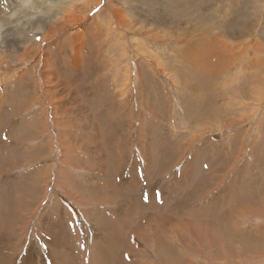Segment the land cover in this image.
Wrapping results in <instances>:
<instances>
[{"label": "rangeland", "instance_id": "374dc122", "mask_svg": "<svg viewBox=\"0 0 264 264\" xmlns=\"http://www.w3.org/2000/svg\"><path fill=\"white\" fill-rule=\"evenodd\" d=\"M73 1L84 6L81 20L53 18L62 28L48 39L31 34L33 42L0 48L4 70L18 67L0 69V264H264V62L255 63L264 55V0H192V15L173 0L170 14L192 17V49L184 37L145 27L157 0ZM110 2H124L126 30ZM52 4L0 0V41L18 34L5 25L10 17L40 21ZM248 20L254 31L236 36ZM47 59L48 76L75 100L47 93ZM146 86L151 98L137 99ZM61 105L72 115H55ZM161 218L176 223L153 233Z\"/></svg>", "mask_w": 264, "mask_h": 264}, {"label": "bare ground", "instance_id": "6f19581e", "mask_svg": "<svg viewBox=\"0 0 264 264\" xmlns=\"http://www.w3.org/2000/svg\"><path fill=\"white\" fill-rule=\"evenodd\" d=\"M90 1V0H89ZM137 1H140V0H137ZM186 1H187V3H186ZM74 1L73 0H52V7H50L49 9H47L46 11L44 10V13H43V15L41 16V17H39L38 19H40V21H34V18L33 19H30L29 21H27V20H25V21H23L22 22V20L23 19H21V17L22 16H17L16 18L14 17L13 18V20H12V18L10 17L9 19H8V21H6V24L5 25H15L16 24V28H17V30H19L18 31V34L16 35V36H14L13 38H11L10 40L9 39H7L6 41H0V48H2V46L3 45H5L6 47V49H13V48H16V47H18V46H20V43L21 42H24V44H26V43H30V42H33L32 40H31V38H30V35L32 34V35H35V36H38V35H40V36H42V40H46V39H48V36H47V32L49 31L50 33H55L56 31L58 32V30L60 29V28H62V27H58V25H54V24H51V23H48V20H53V18L54 19H56L59 23H61V25L64 23V24H68V23H73V22H77L78 20H81V14L82 13H84V11H83V8H84V6H82L81 4L80 5H75L74 3H73ZM82 2V0H79L78 1V3H81ZM101 2H102V0H101ZM101 2H100V4H101ZM118 2V1H117ZM183 2H184V5H185V7H187L188 9L187 10H185V11H187V12H190V15H192V6H191V3H192V0H183ZM124 2H122V4H118V7H121V9H123V10H121L120 8H117V6H114L111 2H110V4H111V7L115 10L114 11V15L115 16H117L118 17V19H120V17H121V19H120V21L118 22V27H120L119 29H124V30H126V28L128 27V25L130 24L129 23V21H127V20H125V19H123V18H127V16H128V11H126L125 10V8L123 7V4ZM140 3V2H139ZM156 8L155 9H153V10H149V9H147L146 10V14H147V16H145L143 19H145V21H143L145 24H146V26L145 27H148V26H152V27H155V29L156 30H159V31H162L161 33H165L166 31V33H169V35L170 34H173V35H177V36H179V37H184L186 40H188L189 42H190V44H191V49H192V35L195 33V31H193L192 30V17H187V16H181V17H176V16H173V15H177V9H176V2H174L173 0H163V2H162V8H160V11H161V13L159 12V7H160V0H157L156 1ZM99 3H98V5H100ZM110 4H108V6H110ZM160 4V5H159ZM180 4H182V2H180ZM97 5V4H96ZM185 7H183V8H185ZM54 8H59V9H57L58 11H56V12H54L53 11V9ZM168 8H170V10H168V12H167V9ZM111 9V8H110ZM144 9V8H143ZM143 9H141V10H143ZM181 9V8H180ZM1 10V9H0ZM65 10H67V13L66 14H68V12H70L71 14V16H69V17H72L71 19H69L68 17V19H66V16L64 17V13H65ZM166 12H165V11ZM183 10V9H182ZM263 9H261V11H262ZM3 11V10H2ZM144 11H145V9H144ZM4 12V11H3ZM172 13V14H170V13ZM263 12V11H262ZM5 13L6 12H4L1 16H3V15H5ZM69 15V14H68ZM104 15V14H103ZM120 15V16H119ZM190 15H188V16H190ZM12 16H15L14 14L12 15ZM148 18H150L149 20H148ZM15 19V20H14ZM6 20H7V18H6ZM3 22H5V20H3ZM2 22V23H3ZM249 22V23H248ZM248 22H244L243 23V26L241 27V29H237L236 31H235V35L236 36H240V35H244L246 32H249L250 30L251 31H254V28L255 27H253V26H255V24H252L249 20H248ZM50 24H51V26H50ZM103 24V22L101 23V25ZM54 25V26H53ZM69 25V24H68ZM104 25V24H103ZM75 26H77V25H75ZM71 26H69V28H70ZM101 27V26H100ZM103 27V26H102ZM19 28V29H18ZM21 28V29H20ZM47 28H48V30H47ZM130 28L131 27H129L128 28V30H130ZM46 29V30H45ZM195 29H197L196 27H195ZM17 30H16V32H17ZM83 30V29H82ZM98 30V29H97ZM105 30V29H104ZM64 31H66V30H64ZM100 31H102V30H100ZM165 31V32H164ZM148 33H150V32H148ZM148 33H145L146 35H148ZM58 34V33H57ZM160 34V33H159ZM225 35V34H224ZM35 36H34V38H35ZM148 36H151V35H148ZM153 36V35H152ZM241 37V36H240ZM33 38V39H34ZM169 38H171V37H169ZM238 38V37H237ZM163 39V38H162ZM214 41H215V39H214ZM213 41V42H214ZM216 41H218V40H216ZM4 42L6 43V44H4ZM45 43V42H44ZM217 44V45H216ZM188 45V44H187ZM208 45H210V44H208ZM216 45V46H215ZM33 46H35V44H33ZM211 46V45H210ZM61 47V46H60ZM77 47H79V46H77ZM212 47V46H211ZM218 48L219 47V45H218V42H214V44H213V48ZM19 49V48H18ZM20 50V49H19ZM63 50V49H62ZM189 50V49H188ZM78 51V50H77ZM213 51H216L215 49L213 50ZM31 52V51H30ZM47 52V51H46ZM79 52V51H78ZM2 53V55H0V69H2V70H4L8 65H4L3 64V60L6 58V55L3 53V52H1ZM53 53V52H52ZM55 53V52H54ZM186 53V52H185ZM76 54L78 55V53L76 52ZM28 55V50H26L25 49V51L23 52V56H27ZM75 55V54H74ZM212 55V54H211ZM105 56V55H104ZM182 56V55H181ZM260 57V56H259ZM105 58V57H104ZM22 59V58H21ZM73 59V58H72ZM101 59V58H100ZM152 59V58H151ZM184 59V58H183ZM187 59V58H186ZM52 61V60H51ZM57 61V60H56ZM62 61H63V59H62ZM74 61V60H73ZM58 62V61H57ZM64 62V61H63ZM66 62V61H65ZM75 62V61H74ZM74 62H72V64H74ZM259 62H264V55L261 57V58H258V60H255V63L256 64H258ZM26 62L25 61H22L21 62V64L22 65H24ZM44 63V62H43ZM61 63V62H60ZM50 64V61H49V59H47L46 60V62H45V69H43L44 71H43V76H44V78L45 79H43V80H45V83H48L46 86H47V93L49 94V95H52V94H57V93H61L62 94V99H60V101L61 100H66V99H68V97L69 98H71V99H76L75 98V95L71 92H69L66 88H65V86L64 87H59L58 86V84H57V82H54V80H52L51 79V76L49 77L48 75H49V73L52 71H49V68H48V66H50L49 65ZM97 64H99V63H97ZM158 64V63H157ZM262 64V63H261ZM21 65V66H22ZM82 65V64H81ZM100 65V64H99ZM259 65V64H258ZM100 66H102V65H100ZM99 66V67H100ZM98 67V66H97ZM103 67V66H102ZM16 68H18V67H13V66H11V67H8V69H6V70H4V72L5 71H11V70H13V69H16ZM76 68H78V67H76ZM86 68V67H85ZM191 68V67H190ZM57 69V68H56ZM87 69V68H86ZM102 69V68H101ZM65 70V69H64ZM74 70V69H73ZM77 70H79V69H77ZM40 71V70H39ZM81 71V70H80ZM88 71V70H87ZM190 71V70H189ZM75 72V71H74ZM33 73V72H32ZM54 73H55V71H54ZM190 73H192V71L190 72ZM51 74H52V72H51ZM72 74V73H71ZM74 74V73H73ZM98 74V73H97ZM142 74V73H141ZM54 75H56V73L54 74ZM58 75H59V73H58ZM75 75V74H74ZM80 75V74H79ZM91 75V74H90ZM89 75V76H90ZM37 76V75H36ZM70 76V75H69ZM92 76V75H91ZM104 76V75H103ZM102 76V77H103ZM42 77V76H41ZM100 77V76H99ZM137 77V76H136ZM140 77V76H139ZM54 78V77H53ZM58 78V77H57ZM82 78V77H81ZM92 78L94 79V80H96V78H95V76L93 77L92 76ZM91 77H90V79H89V77L88 78H86V83H89L88 85L90 86V83H93V81L91 80L92 79ZM101 78V77H100ZM105 78V77H104ZM177 78L178 77H176L175 78V80L177 81ZM141 79V78H140ZM81 80V79H80ZM98 80V79H97ZM116 80V79H115ZM139 80V79H138ZM173 80V79H172ZM7 81V80H6ZM112 82V81H111ZM8 83V82H7ZM106 83H107V81H106ZM108 83H110V82H108ZM107 83V84H108ZM11 85V84H10ZM69 85V84H68ZM92 85V84H91ZM136 85V84H135ZM21 86V85H20ZM20 86H17V87H20ZM81 86V85H80ZM79 86V87H80ZM16 87V86H15ZM69 87V86H68ZM77 86H75V88H76ZM95 86H93V88H94ZM115 87V86H114ZM136 87H137V85H136ZM186 87V86H185ZM187 87L188 88H192V80H191V82H188L187 83ZM71 88V87H70ZM90 88H92V87H90ZM98 88V87H97ZM112 88V87H111ZM183 88V87H182ZM58 89H60V90H58ZM95 89V88H94ZM99 89V88H98ZM261 89H262V91H264V83L262 84V87H261ZM16 90V89H15ZM73 90V89H72ZM71 90V91H72ZM195 90V89H194ZM17 91V90H16ZM88 91V86L86 85V87H84V89H83V93H85V92H87ZM93 91V90H92ZM149 88L146 86V87H142V88H139V92L137 93V95H136V98L137 97H139V98H137V99H140V100H144V99H150L151 97H150V93H149ZM21 92V91H20ZM97 92V91H96ZM99 92V91H98ZM195 92V91H194ZM110 93V92H109ZM114 93V92H113ZM36 94V93H35ZM38 94V93H37ZM105 94H106V92H105ZM107 94H108V92H107ZM254 94V93H253ZM102 95V94H101ZM56 96V95H55ZM61 96V95H60ZM259 96V95H258ZM113 97V96H112ZM116 97H119V96H116ZM123 97V96H122ZM102 98V97H101ZM114 98V97H113ZM109 99V98H108ZM122 99V98H121ZM95 100V99H94ZM112 100V99H111ZM124 100V99H123ZM96 101H98V100H96ZM101 101V100H100ZM115 101H116V99H115ZM119 101V100H118ZM122 103H124V102H122ZM148 103V102H147ZM99 104V103H98ZM112 104V103H111ZM54 106V105H53ZM104 106V105H103ZM103 106L101 107V108H103ZM106 106H108V105H106ZM109 107V106H108ZM52 108V107H51ZM58 108V107H57ZM57 108L55 109L56 111H55V115H58V113H57V111L59 112L60 111V114L61 115H63V116H71L72 114H71V111L70 110H72V109H70V108H67V107H64V105L62 106L61 105V108H58V110H57ZM76 108H81V105H77V107ZM106 108H104V110H105ZM109 109V108H108ZM29 110V109H28ZM155 114V113H154ZM99 115L101 116L102 114H100L99 113ZM104 115V114H103ZM222 115V113H217V117H219L220 116V118H222V117H226V114H224L223 116H221ZM105 116H106V114H105ZM104 116V117H105ZM251 117V116H250ZM204 118H206V115L204 116ZM69 119V118H68ZM101 119H103V117L101 116ZM63 120V119H62ZM55 121H58V120H55ZM65 121V120H64ZM66 121H67V119H66ZM144 122V121H143ZM146 122V121H145ZM59 125H61V126H65L64 124H59ZM146 128V127H145ZM44 130L46 131V133H47V130H48V127L46 126L45 128H44ZM58 130V129H57ZM36 132H37V130H35ZM39 132V134L41 133L40 132V130L38 131ZM61 133H62V131H61ZM61 133H59V134H57V136H58V138L60 139V144L63 146V147H65V148H68V149H70L71 151H75V152H77V147L76 146H72V147H69L68 146V143L69 142H72L73 141V139H71V137L69 136V135H67V134H65L66 136H64V135H62ZM44 138H46V137H44ZM57 138V139H58ZM11 139V138H10ZM47 139V138H46ZM53 139V138H52ZM51 138H50V140L48 141H45V140H42L43 142H45L46 144H51V140H52ZM12 140V139H11ZM170 140V139H169ZM59 141V140H58ZM237 141H239V140H237V139H233V142L234 143H236ZM10 142V141H9ZM13 142V141H12ZM146 142V141H145ZM54 143V142H53ZM238 143V142H237ZM11 144V143H10ZM16 144V143H15ZM14 144V145H15ZM55 144V143H54ZM233 144V143H232ZM231 144V145H232ZM140 145H142V144H140ZM146 145V144H145ZM230 145V146H231ZM8 146H9V144H8ZM237 146V145H236ZM258 146V145H257ZM257 146H256V148H255V150L257 151L259 148H257ZM143 147V146H142ZM235 147V146H234ZM253 147V146H252ZM47 148V147H46ZM144 148H145V146H144ZM262 150H264V144L262 145V148H261ZM2 150V149H1ZM230 150H233V149H230ZM254 150V151H255ZM41 155L40 156H42V155H44V154H46L45 153V151H44V149L43 148H41ZM110 152L113 154V157H115V156H117V158L119 159V161H118V159L116 158V159H114V161H115V163L118 161V163H117V165H116V167H117V169H120L121 168V165L124 163L123 162V160H124V158H125V156L122 154V152H123V150H122V148H121V150L116 146V147H111L110 148ZM143 152V151H142ZM206 153V152H205ZM204 153V154H205ZM231 153H232V151H231ZM230 153V154H231ZM255 153V152H254ZM28 154V153H27ZM229 154V153H228ZM111 155V154H110ZM115 155V156H114ZM237 155V154H236ZM123 156H124V158H123ZM229 157H230V155H228ZM232 156H233V154H232ZM232 156L230 157V160H231V158H232ZM226 157V156H225ZM65 158V157H64ZM227 158V160H228V157H226ZM257 158V157H256ZM29 159V158H28ZM234 159V158H233ZM31 160V159H30ZM161 160H163V157H162V159ZM26 161V160H25ZM166 161V160H165ZM179 163L178 164H180V163H182L181 161H182V158L181 159H179ZM229 161V160H228ZM252 161V160H251ZM149 162V161H148ZM230 162V161H229ZM253 162V161H252ZM28 163V162H27ZM31 163V162H30ZM153 163H155V162H153ZM163 163V162H162ZM168 162H165L164 164H167ZM234 163V162H233ZM135 164V163H134ZM145 164H146V162H145ZM8 165V164H7ZM28 165V164H27ZM169 165H170V163H169ZM191 165V164H190ZM236 166V165H235ZM149 167V164L147 163V168ZM169 168V167H168ZM15 169H16V167H15ZM231 169V168H230ZM250 171V170H249ZM160 174H162V170H161V172H159ZM163 175H165V174H163ZM229 175V174H228ZM185 172H182L181 173V179H185ZM138 177V176H137ZM159 177V176H158ZM238 179V178H237ZM226 180V179H225ZM257 182V181H256ZM260 182V181H259ZM239 183V182H238ZM2 184V183H1ZM186 184V183H185ZM251 184V183H250ZM183 185V184H182ZM188 185V184H187ZM205 185V184H204ZM220 185V184H219ZM260 185V184H259ZM202 186V185H201ZM31 187H33V186H31ZM206 187H208V186H206ZM1 188V187H0ZM34 188V187H33ZM28 189H29V187H28ZM194 189V188H193ZM257 189H261V188H257ZM30 190V189H29ZM171 190V189H170ZM204 190H206L205 188H204ZM248 190V189H247ZM264 190V189H263ZM34 191V190H33ZM208 191V190H207ZM30 193V192H29ZM33 193H35V192H33ZM170 193V192H169ZM210 193V192H209ZM250 193H251V191H250ZM205 194H206V192H205ZM256 194H257V192H256ZM27 195V194H26ZM45 195H47V193H45ZM208 195V194H207ZM206 195V196H207ZM254 195H255V193H254ZM131 196H132V194H131ZM137 196V195H136ZM176 196V195H175ZM200 196V195H199ZM257 196V195H256ZM18 197V196H17ZM41 197V196H40ZM46 197V196H45ZM198 197V196H197ZM202 197V196H201ZM200 197V198H201ZM113 198V197H112ZM111 198V199H112ZM119 198V197H118ZM199 198V197H198ZM204 198H205V196H204ZM12 199V198H11ZM18 199V198H17ZM116 199V198H115ZM115 199H114V201H115ZM202 199H203V197H202ZM10 200V199H9ZM15 200H16V198H15ZM14 200V201H15ZM32 200V199H31ZM110 200V199H109ZM174 200V199H173ZM172 200V201H173ZM192 200H194V201H196L195 199H192ZM29 201V200H28ZM27 201V202H28ZM134 202H135V200H134ZM261 202V201H260ZM14 204V203H13ZM4 205V204H3ZM42 205V204H41ZM189 205V204H188ZM17 205H15V207H16ZM135 206V205H134ZM14 207V206H13ZM214 207V206H213ZM142 208H143V206H142ZM202 208V207H201ZM8 209H10V208H8ZM13 209V208H12ZM4 210V209H3ZM32 210V209H31ZM143 210V209H142ZM141 210V211H142ZM206 210V209H205ZM11 211V210H10ZM13 211V210H12ZM18 211H20V209L18 210ZM195 211V210H194ZM202 211H204V210H202ZM3 212V211H2ZM20 212H22L21 214H23L24 212L23 211H20ZM20 212H19V214H20ZM10 213V215H11V213L12 212H9ZM205 213V212H204ZM6 214V213H5ZM16 214V213H15ZM39 214V213H38ZM193 214V213H192ZM202 215H203V213H201ZM208 214V213H207ZM8 215V214H7ZM144 215V214H143ZM29 216V215H28ZM160 216V215H159ZM179 216V215H178ZM177 216V217H178ZM240 216V215H239ZM128 217V216H127ZM130 217V216H129ZM176 217V218H177ZM200 217V216H199ZM241 217V216H240ZM20 218V217H19ZM131 218V217H130ZM146 218V217H145ZM201 218H203L204 219V215L201 217ZM109 219V218H108ZM141 219V218H140ZM29 220V219H28ZM156 220V219H155ZM5 221V220H4ZM11 221V220H10ZM30 221V220H29ZM28 221V222H29ZM114 221V220H113ZM128 221V220H127ZM158 221V220H157ZM13 222H15V221H13ZM21 222V221H20ZM23 222H24V220H23ZM26 222V221H25ZM142 222V221H141ZM140 222V223H141ZM201 222V221H200ZM19 223V222H18ZM116 223V222H115ZM174 223H176L174 220H172V219H169V218H161V220L159 221V224H152L151 225V229H152V231H154L153 233H155V231L156 232H160V229L162 230V228H164V226L167 224H173L174 225ZM9 224H10V222H9ZM15 224H16V222H15ZM14 224V225H15ZM101 224H102V222H101ZM165 224V225H164ZM192 224V223H191ZM114 225V224H113ZM142 225V224H141ZM200 225V224H199ZM225 225V224H224ZM10 227H12L11 225H9ZM101 226V225H100ZM138 226H140V225H138ZM179 226V225H178ZM183 227H184V225H183ZM187 227V226H186ZM204 227V226H203ZM207 227V226H206ZM6 228V227H5ZM114 228V227H113ZM130 228H131V226H130ZM195 228H197V227H195V226H192V229H195ZM205 228V227H204ZM123 229V228H122ZM187 229V228H186ZM210 229H212V228H210ZM99 230V229H98ZM136 230V229H135ZM149 230V229H148ZM206 230H209V229H206ZM5 231V230H4ZM12 231V230H11ZM116 231H118V230H116ZM137 231V230H136ZM135 231V232H136ZM141 231V230H140ZM145 231V230H144ZM13 232V231H12ZM118 232H120V231H118ZM123 232V231H122ZM142 232V231H141ZM170 232V231H169ZM5 233V232H4ZM210 233V232H209ZM11 234V233H10ZM151 234V233H150ZM8 235V234H7ZM13 235V234H12ZM152 235V234H151ZM10 236V235H9ZM15 236V235H14ZM17 236H19L18 235V233H17ZM146 236V235H145ZM11 237V236H10ZM137 237V236H136ZM17 238V237H16ZM123 238V237H122ZM10 240H11V238H9ZM6 240H7V238H6ZM142 240V239H141ZM147 240V239H146ZM145 239H144V241H146ZM9 241V240H8ZM140 241V240H139ZM112 242V241H111ZM153 242V241H152ZM138 243V242H137ZM144 243V242H143ZM142 242H141V244H143ZM154 243V242H153ZM60 244V243H59ZM139 245H140V243H138ZM145 244V243H144ZM127 245V244H126ZM156 245V244H155ZM43 246V245H42ZM118 246V245H117ZM147 246V245H146ZM68 247V246H67ZM123 247V246H122ZM135 247V246H134ZM138 247V246H137ZM140 247H142V246H140ZM144 247V246H143ZM148 247V246H147ZM150 248V247H149ZM148 248V249H149ZM255 248V247H254ZM74 249V248H73ZM135 249V248H134ZM15 250V249H14ZM20 250V249H19ZM62 250V249H61ZM128 250H130L129 248H128ZM127 250V251H128ZM136 250V249H135ZM139 250V249H138ZM150 250H152V249H150ZM53 251V250H52ZM75 251V250H74ZM99 251V250H98ZM142 251V250H141ZM144 252H145V248H144V250H143ZM62 252V251H61ZM64 252V251H63ZM131 252V251H130ZM164 252V251H163ZM14 253V252H13ZM132 253V252H131ZM8 255V254H7ZM9 255H11V254H9ZM57 255V254H56ZM96 255V254H95ZM143 255V254H142ZM163 255V254H162ZM15 256V255H14ZM137 256V255H136ZM141 256V255H140ZM139 256V257H140ZM167 256V255H166ZM263 256V255H262ZM10 258H12L11 256H10ZM14 258V257H13ZM67 258V257H66ZM69 258V257H68ZM145 258V257H144ZM143 258V259H144ZM148 258V257H147ZM152 258V257H151ZM160 258V257H159ZM176 258V257H175ZM6 259V258H5ZM97 259V258H96ZM100 259V258H99ZM131 259H132V257H131ZM136 259V258H135ZM174 259V258H173ZM72 260V259H71ZM123 260V259H122ZM264 260V259H263ZM101 261V260H100ZM125 261V260H124ZM139 261V260H138ZM148 261V260H147ZM217 261V260H216ZM77 262V261H76ZM129 262H130V260H129ZM168 262V261H167ZM177 262V261H176ZM6 263V262H5ZM5 263H3V264H5ZM70 263V262H69ZM84 263V262H83ZM125 262H123L122 264H124ZM127 263V262H126ZM132 263H134V262H132ZM9 264V263H8ZM81 264V263H80ZM94 264H96V263H94ZM131 264V263H130ZM135 264V263H134ZM148 264H149V261H148Z\"/></svg>", "mask_w": 264, "mask_h": 264}]
</instances>
